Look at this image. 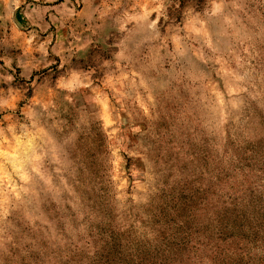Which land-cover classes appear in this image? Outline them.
Listing matches in <instances>:
<instances>
[{
  "label": "rangeland",
  "instance_id": "obj_1",
  "mask_svg": "<svg viewBox=\"0 0 264 264\" xmlns=\"http://www.w3.org/2000/svg\"><path fill=\"white\" fill-rule=\"evenodd\" d=\"M0 264H264V0H0Z\"/></svg>",
  "mask_w": 264,
  "mask_h": 264
}]
</instances>
